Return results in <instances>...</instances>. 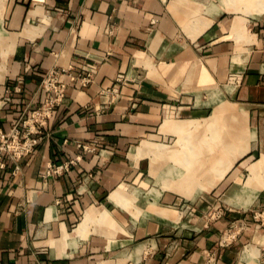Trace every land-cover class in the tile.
Instances as JSON below:
<instances>
[{"label": "crops", "instance_id": "obj_1", "mask_svg": "<svg viewBox=\"0 0 264 264\" xmlns=\"http://www.w3.org/2000/svg\"><path fill=\"white\" fill-rule=\"evenodd\" d=\"M228 1L7 0L0 23V129L28 127L47 96L48 71L72 67L76 74L92 71V79L83 85L62 75L65 97L36 135L34 151L21 158L18 171L4 156L0 264H108L116 257L118 264H249L245 248L264 264V169L247 186L250 167L264 155V12L247 14ZM254 3L264 0L241 4ZM222 108L234 110H224L215 130L193 127L184 136L202 145L197 166L204 174L196 184L177 170L169 177L150 174L164 147L190 148L183 133L161 131L165 121L204 123ZM241 133L251 135L237 139ZM214 134L220 139L210 142ZM147 140L172 146L154 143L148 151ZM242 147L246 152L234 159ZM79 155L63 175H44L49 162ZM188 161L172 158L167 167L183 171ZM217 165L219 178L205 190L203 175ZM144 172L171 182L170 189L155 183L159 197L151 189L130 190ZM118 190L124 209L112 199ZM212 192L221 210L205 220L204 200L215 198ZM89 210L94 216L82 226Z\"/></svg>", "mask_w": 264, "mask_h": 264}, {"label": "built area", "instance_id": "obj_2", "mask_svg": "<svg viewBox=\"0 0 264 264\" xmlns=\"http://www.w3.org/2000/svg\"><path fill=\"white\" fill-rule=\"evenodd\" d=\"M67 74L72 81L80 79L83 85L90 83L92 71L86 74H76L73 68H54L47 72L42 81V88L47 93L43 104L33 110L29 119L28 127L22 130L18 125L12 127L9 132L0 129V168H5L4 156L13 159L16 171L20 169L18 164L21 158L32 153L37 146L42 128L47 124L53 115L54 109L65 97L67 85L61 80V76ZM116 90V89H115ZM85 152H93L96 148L89 144H79ZM82 156H76L64 162H49L44 173L45 176H61L68 172L71 166L76 165Z\"/></svg>", "mask_w": 264, "mask_h": 264}, {"label": "rangeland", "instance_id": "obj_3", "mask_svg": "<svg viewBox=\"0 0 264 264\" xmlns=\"http://www.w3.org/2000/svg\"><path fill=\"white\" fill-rule=\"evenodd\" d=\"M221 1V3H222V1H224V0H220ZM229 1H230V3H229ZM228 1V3L229 4H231V5H234V4H237V5H239L240 7H239V11H242V12H244V13H247V14H252V13H262V12H264V5L263 4H259V3H254V4H250V5H248V4H241L242 3V1L243 2H245V1H250V0H229ZM255 1H257V2H260L261 0H255ZM6 2H7V0H0V23L3 21V15H4V10H5V5H6ZM233 3V4H232ZM240 3V4H239ZM218 5H212V7H211V10H213L214 9V11L216 10V12L218 11V7H217ZM223 6V8H224V5H222ZM232 11V10H231ZM0 30H3V29H1L0 28ZM5 39V38H4ZM3 48V47H2ZM5 51V50H4ZM0 57H2V56H0ZM228 90L229 91H232V88H228ZM226 106H229L230 107V105H227L226 104ZM227 108H222V111L220 112V114H223V112H224V110H226ZM232 109V108H231ZM217 113H218V111H217ZM216 114V113H215ZM197 123H199L200 124V126H199V128H202V127H206L207 128V126H206V124H207V122L208 121H210L209 119H206L205 120V122L203 123V122H201V120H195ZM212 125V124H211ZM208 126H210V124L208 125ZM214 126V125H213ZM240 135V134H239ZM243 136H245V135H243ZM184 137V136H183ZM183 137H181V135H180V138H182V140H181V142L183 143V145H184V147L185 146H190V148H189V151L188 150H186L185 148H182V149H176V146H175V150L176 151H178L179 152V155H178V157H175V159H179V161H182V159H184L185 160V153L184 152H186L187 154H192L191 153V151H192V149H196L198 146H200V144H198L197 142H195V144L194 143H190V142H187V141H185L184 140V138ZM208 139H210V138H207V136L205 135V140H208ZM178 140H179V138H178ZM178 140L176 141V143L175 144H173V145H176V144H178ZM151 141V140H150ZM170 141H172V139L171 138H169V139H167V142H170ZM152 142H154V141H152ZM210 142H214V137L212 136L211 137V141ZM244 141L242 140L239 144H241V143H243ZM246 142H247V140H246ZM154 143H156V142H154ZM156 144H160V145H168V146H172V144H163V143H156ZM194 144V145H193ZM229 144V143H228ZM239 144H237V145H239ZM181 145V144H180ZM236 145V146H237ZM233 146H231V147H228V154H229V156H228V158H230V156H231V152H232V150H233ZM244 148V147H243ZM242 148V149H243ZM146 149H148V148H146ZM149 151V150H148ZM181 152V153H180ZM243 152H246V149H244L243 150ZM241 154V153H240ZM239 154V155H240ZM238 155V158L239 157H241V156H239ZM147 156V155H146ZM143 157H145V156H143ZM148 157H150V169H151V162H152V159L154 158V154H152V155H150V156H148ZM155 159H158V158H155ZM155 161V160H154ZM154 163V162H153ZM178 164H182V163H180V162H178ZM263 164V157H262V160L260 159V161L259 162H257L256 164H254V165H252L251 167H250V170H251V174H250V176H249V178L250 177H256V175H255V172H254V170H253V167L255 166V170L258 172V174L260 173V171H262L263 169H264V166H260V165H262ZM259 165V166H258ZM220 167V165H217V166H213L212 167V172H210V173H208V174H206V175H203V176H206L205 178H207L208 179V182H206V183H203V181L201 180V184H203L205 187L207 186V188H205V190H207L210 186H212V185H215L216 184V180L214 179V177L216 176V177H218V175H216L217 173H216V170H217V168H219ZM260 169H259V168ZM176 168H178V169H182L181 168V166H176ZM228 172V171H227ZM226 172V173H227ZM207 173V172H206ZM225 173V174H226ZM150 174H151V172H150ZM224 174V175H225ZM152 175V174H151ZM160 175V174H159ZM223 175V176H224ZM162 176H164V174H162ZM174 176H178L177 175V173L174 175ZM223 176L221 177V178H223ZM258 176V175H257ZM154 177V176H153ZM152 176H150L149 175V173L148 172H144L143 173V175L141 176V178H139L137 181H135V183H129L130 184V187H129V189L130 190H133V189H135V188H139L140 190H142L143 191V195H145L144 194V192H146V191H149L150 189V194H152V195H156L157 197H159V195H160V191H158L157 189H155V188H158L159 186H156V184L155 183H158L159 185H161V187L163 188V189H170L169 187V185H171V182H168V181H164V182H161V181H157L156 180V182H155V179L153 178ZM219 178V177H218ZM249 178H248V180H249ZM257 178V177H256ZM255 178V179H256ZM247 180V179H246ZM211 182V183H210ZM251 182L250 181H247V186H249V185H251L250 184ZM264 184V183H263ZM180 185V184H179ZM246 185V181H245V183H244V187H246L247 188V186H245ZM238 186H240V184L239 183H237L236 184V186H234V189L235 188H238V189H240L241 187H238ZM264 186V185H263ZM153 187H155V188H153ZM184 188V187H183ZM196 188V187H195ZM185 189V188H184ZM245 189V188H244ZM185 190H187V189H185ZM181 192V191H180ZM214 192V191H213ZM213 192H212V194H210V195H213ZM135 196H137V195H139V194H134ZM215 198H211V197H209V194H208V196L207 197H205V199L206 200H204V202H206V204L210 207V208H207V211L205 212V213H203L202 214V216H204V218H205V220H213V219H215V218H217L218 217V214H217V212H219L221 209H220V205H219V203H221V200L219 199V197L218 196H216V195H213ZM150 201H152V200H150ZM196 202H197V200H195ZM184 202H186V201H183L182 203H184ZM134 204H138V203H134ZM104 206L105 207H107L108 209H110L111 211H113L114 209H116L115 208V206L112 204V203H104ZM181 206V205H180ZM262 208H264L263 206H262ZM263 211V210H262ZM131 212H133L132 210H131ZM125 215L127 216V214L125 213ZM263 219H264V214H263ZM261 217V218H262ZM116 235H119V233H117ZM243 253H244V251H243ZM243 253H242V255H243ZM254 252L252 253V258L249 260V264H256L253 260H254ZM264 257V255H262V258ZM99 263H101V262H99ZM98 263V264H99ZM119 263V260L117 259V257L116 258H114V259H112V260H110V262H108V264H118ZM121 264H127V261H123V262H121Z\"/></svg>", "mask_w": 264, "mask_h": 264}, {"label": "bare ground", "instance_id": "obj_4", "mask_svg": "<svg viewBox=\"0 0 264 264\" xmlns=\"http://www.w3.org/2000/svg\"><path fill=\"white\" fill-rule=\"evenodd\" d=\"M218 7V6H217ZM218 9V8H217ZM214 10V9H213ZM216 11V10H215ZM218 12V11H217ZM230 110H234V109H231V108H227L226 109V111H230ZM239 111V110H238ZM241 111V110H240ZM231 114V113H230ZM226 115V114H225ZM223 114H220L219 112L218 113H216V114H214L211 118H210V121H208L207 122V124H206V126H208L209 124H210V128H213V130H215V128L217 127V123L219 122L218 120H220L219 118L221 117L222 118V120H223ZM233 116V115H232ZM239 117V116H238ZM226 118V117H225ZM224 118V119H225ZM230 118V117H229ZM234 118H235V116H234ZM227 119V118H226ZM236 119H237V117H236ZM228 120H230V119H227V121ZM218 121V122H217ZM221 121V120H220ZM226 121V120H225ZM225 121L223 122V124L225 123ZM230 122V121H229ZM212 124V125H211ZM223 124H222V127H223ZM214 125V126H213ZM225 125V124H224ZM199 126H200V124L199 123H197L196 121H192L191 122V124H187L186 122H182V121H176V120H174V121H172V120H167V121H165L164 123H163V125H162V127H161V131L162 132H165V133H174V132H177V133H179V132H181V133H183V134H181V135H183V136H186L185 137V139L186 140H188V136L187 135H192V133H190L191 132V128H196V133H199V132H197V130L199 129ZM229 126V125H228ZM243 131V130H242ZM176 134V133H175ZM245 136H243V134L241 133V135H239L238 134V136H237V139L238 138H241V139H247L246 137L247 136H250L248 133L246 134H244ZM193 137V139H194V141L196 140V137H197V139L198 140H201V136H199V134H198V136L196 135H193L192 136ZM184 138V137H183ZM214 139H220L219 137H218V135L216 134H214ZM222 140H223V138H221ZM236 139V140H237ZM230 143V142H229ZM204 144V143H203ZM228 144V143H227ZM144 145H145V148H148V150L150 151V150H152L154 147H153V145H154V142H152V141H150V140H147V141H144ZM217 145V144H216ZM202 148V145H201V147L200 148H196V149H192V151H191V155L190 154H187L186 152H184L185 153V159L187 160V159H189V166L187 167V168H185L183 171H181L180 169H177V168H174L173 166L171 167H167V162H169V160L170 159H172V158H174L175 159V157H178V155H179V152L178 153H176L174 150H173V152H170V149L171 148H169V147H164L163 149H161L162 151H160L158 154H157V156H158V159H155V164L154 165H152V169H151V173L153 174V175H159V173H158V171L160 170L161 171V173H162V171H163V173H164V175H166V176H171V175H173L172 173L174 172H176L175 170H177V173H179V174H182L183 173V177L184 178H190V181L191 182H193V183H195L196 184V179H197V177L198 176H200V175H202V174H204L203 172L201 173V171H203V169L201 170V169H199L198 168V162H200L201 161V158H203V152H202V150H200ZM243 148V147H242ZM240 149L239 150V152H238V154L237 155H235L233 158L234 159H238V155L239 156H241V155H243V153H245V152H243V150H244V148L243 149ZM198 149V150H197ZM181 153V152H180ZM210 154V153H209ZM212 155V154H211ZM214 156V155H213ZM216 159V158H215ZM177 160H179L178 158L176 159V161ZM213 160V159H212ZM262 160V159H261ZM186 162V161H185ZM210 163V162H209ZM187 164V163H186ZM188 165V164H187ZM230 165H231V161H230ZM259 166V165H258ZM260 166H264V155H263V164L262 165H260ZM190 167V168H189ZM259 168V167H258ZM260 169V168H259ZM253 170H254V172H255V175H256V177H257V175H258V172L255 170V166L253 167ZM256 177H250L249 178V180L248 181H250L251 183L253 182V180L256 178ZM185 182V181H184ZM187 182V181H186ZM250 183V184H251ZM191 184H189V186H190ZM183 187L185 188V189H188V185H186V186H184L183 185ZM194 187H195V185H194ZM122 190H118L117 192H115L114 194H113V197H112V199L115 201V202H117V204H119L123 209L125 208L124 207V205H123V203H122ZM133 197V199H135V200H137V196H132ZM126 203V202H125ZM129 203V202H128ZM132 205V204H131ZM154 206H155V204H154ZM150 207V206H149ZM163 214V213H162ZM94 216V211L93 210H89V212H88V214L86 215V220L83 222V224H82V226L89 220V218L90 217H93ZM252 253H253V250L251 249V248H245V250H244V253H243V255H242V258L243 259H246V260H250L251 258H252Z\"/></svg>", "mask_w": 264, "mask_h": 264}]
</instances>
